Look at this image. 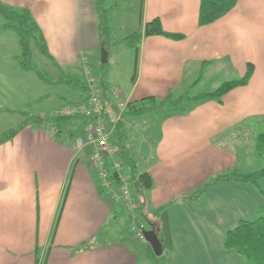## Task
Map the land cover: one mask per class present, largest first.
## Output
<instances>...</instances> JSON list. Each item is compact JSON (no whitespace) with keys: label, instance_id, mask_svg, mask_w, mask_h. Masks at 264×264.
I'll list each match as a JSON object with an SVG mask.
<instances>
[{"label":"crops","instance_id":"obj_1","mask_svg":"<svg viewBox=\"0 0 264 264\" xmlns=\"http://www.w3.org/2000/svg\"><path fill=\"white\" fill-rule=\"evenodd\" d=\"M0 2L31 12L45 37L47 59L66 76L86 80L84 55L90 59L105 48L108 62L132 64V84L120 95L137 106L149 97L177 99L190 88L197 96L213 93L243 78L252 64L248 83L220 100L195 99L184 111L155 108L163 114L156 123L142 128L144 113L129 120L128 130L134 156L136 142L148 145L137 167L152 177L151 208H163L159 237L166 245V264H248L225 239L241 220L264 215V196L248 182L216 178L249 172L245 164L256 153L252 129L264 124V0H238L230 12L205 25L199 23L201 0H139L136 8L133 0ZM100 9L109 15L111 29L112 21L120 26V35L102 39ZM155 19L165 31L184 37L144 35L145 25ZM140 32L136 49L127 38ZM20 52L16 34L1 22L0 124L5 126H19L31 116L44 120L63 97L51 98L49 82L22 68ZM68 87L63 92L72 91L76 102L84 100L80 90ZM97 92L114 118V96L99 87ZM23 98L37 104L34 114L21 112ZM66 105H57L54 114ZM73 124L31 123L0 143V264L147 263L130 245L135 239L129 214L111 200L89 162L92 147L73 149ZM102 233L106 241L93 243ZM85 244L90 247L82 248Z\"/></svg>","mask_w":264,"mask_h":264},{"label":"trees","instance_id":"obj_2","mask_svg":"<svg viewBox=\"0 0 264 264\" xmlns=\"http://www.w3.org/2000/svg\"><path fill=\"white\" fill-rule=\"evenodd\" d=\"M101 1L102 0H98V4H100ZM237 2L238 0H201L199 10L200 25L210 24L223 17L235 7ZM105 12V10H100V34L102 39L104 40L108 37L109 34V26L107 23ZM0 13L3 15L7 22L5 24V28L14 31L19 39L21 46V52L18 56L19 64L23 69L35 70L43 77L42 72L33 63V47L37 48L44 57L50 58L51 56L43 32L35 21L31 12L26 8L22 10H12L0 3ZM143 34L146 36L154 34L164 35L166 37L174 39H181L184 37V35L182 34L170 33L165 31L162 28L159 19L148 22L145 25ZM140 37L141 32L134 33L129 38H127V41L137 49V41ZM252 73L253 66L252 64H249L246 75L243 78L226 82L215 92L203 96L199 95L196 97V99L215 98L220 100L224 94H226L233 88L247 84L252 76ZM68 77V84H71V86L76 90L79 89L83 93V98L85 99L90 93V89L88 87V84L86 83V80H81L77 76ZM186 94L177 99L168 96L166 99L159 101H156V99H154L153 97H149L143 101L144 105L140 106L133 105V103H128L127 110L122 113L121 118L118 121L113 123V141L118 147V157L123 163L125 172L127 171L126 168L131 170L132 175H129L132 178L131 189L134 187L135 191L137 192L136 194L132 189V192L139 204L140 216L144 217L145 220H147L158 230V236L164 224L163 208H151L149 204V190L153 185L152 177L148 172H141L138 171V169H135V157L130 150L131 144L133 145V143L130 142V134L128 133L130 123L129 120L132 117L136 118L137 116L143 115L144 113L155 108L167 107L172 111H184V108L177 107V105L183 101L191 99V97H189L188 95L184 97ZM146 104L151 105L146 106ZM117 113L118 110L116 109V114ZM47 119L48 118L43 120V118L36 116H31L28 119H25L18 127L13 128L3 134V136L0 138V143L13 139V137L20 131L22 127L31 123L42 124L45 121L48 124H62L63 122H68L69 120H71L70 118L61 115L49 119L50 121H48ZM81 119L84 120L83 118ZM60 132L61 130L58 131V135L60 134ZM255 150L259 156H264V131L260 132L255 137ZM113 178L115 179L116 183H118L116 175H113ZM231 179L248 182L254 185L264 196V168L248 173L234 172L231 174H224L216 178V180ZM105 241L106 238L102 233L96 238L93 243L101 244ZM161 243L163 246V253L161 256H157L154 253L151 245L146 242L145 251L153 259V264H166V258H163V254H166V245L162 242V240ZM225 245L228 248L235 249L247 260L248 264H264V215L260 213V215L254 220H241L235 228L227 232ZM88 247H90V244H85L84 246H82V248Z\"/></svg>","mask_w":264,"mask_h":264},{"label":"built area","instance_id":"obj_3","mask_svg":"<svg viewBox=\"0 0 264 264\" xmlns=\"http://www.w3.org/2000/svg\"><path fill=\"white\" fill-rule=\"evenodd\" d=\"M83 61L90 93L82 102L65 106L60 115L70 118L74 123L76 135L72 143L73 149L79 153L87 146L92 147L89 162L97 171L101 185L108 191L113 202H118L124 207L130 216V231L133 238L144 244L147 242L145 236V230H148L147 223L140 216L139 204L131 189L132 178L125 172L118 157V147L113 141V123L121 118L122 113L127 110L128 103L121 97L119 91L113 89L118 113L114 118H110L106 104L97 92L98 79L93 76L88 66V58H84ZM113 175H116L118 183Z\"/></svg>","mask_w":264,"mask_h":264},{"label":"rangeland","instance_id":"obj_4","mask_svg":"<svg viewBox=\"0 0 264 264\" xmlns=\"http://www.w3.org/2000/svg\"><path fill=\"white\" fill-rule=\"evenodd\" d=\"M138 3H139V0H133L132 7L136 8ZM129 12H130V10H129ZM105 15H106V18H108L109 15H107V14H105ZM3 21L5 22V24L7 23L5 18L3 17V15L0 13V23ZM12 32L15 34L14 31H12ZM112 33H114V35H120L121 34L120 26L116 25L115 21H112V29L109 25V34H108V37L106 39H110ZM33 51H34L33 52V63L42 72L43 77L38 73L40 78L45 79L49 82L48 84L50 86L49 87L50 89L48 91L51 93L50 94L51 98H55L54 97L55 93L57 95L62 94V96H63L60 98L61 100L58 99V101L54 102L53 106L50 107V110H48L49 112L47 113V115H48L47 120L50 121L49 119L56 116L54 114L55 113L54 111L57 108V105H59V104L60 105L61 104H73L74 102H76V100L74 99V95L72 94V91L63 92L64 88H69L68 86L72 87L71 84H68V82H67L69 77L66 76L65 73L60 72L56 67H54V65L46 57H44L43 54H41V52H39V50L37 48L33 47ZM83 58L86 59L87 56L84 55ZM88 60H89L88 66L93 71V76L98 79L97 88L99 87V89L106 90L107 94L110 97L113 98V89H116L117 91H119V93H121L123 91H126L127 88H129L131 86L133 73H134L132 64H131V66L130 65L128 66V63H125L121 60H120V62H116V64L112 63L111 61L107 62L106 64H103L102 63V50L97 51L95 54H91V57ZM59 73L61 74V76L59 75ZM105 75H107V78H105ZM79 76L83 77L84 72L83 71H82V73L79 72ZM102 77H104V80H105L104 85L102 83V79H103ZM206 86L207 85H205L203 87V89ZM105 87H107V88H105ZM207 89L208 88H205V90H207ZM68 90H71V89L69 88ZM205 90H203V91H205ZM73 91L75 92V90H73ZM77 91H79V89H77ZM197 92H198L197 89H191L190 88L184 97H186L188 95L189 97H191V99L179 103L177 105V107L189 108V104H191L196 99ZM23 100H24V102H22L21 105L24 108H22L23 110L21 112H27L29 114H34L35 113L34 107L37 104H34V102L30 99L23 98ZM148 105H151V104H148ZM148 105L146 104V106H148ZM58 114L60 115V112ZM144 115L146 116V119L142 122V128L145 127L146 122L151 123L152 121H154V123H156L160 118H162L163 114H161L160 109H153V110L146 112ZM17 116H19V115H17ZM11 121H12V119H6L5 120V122H7V123H10ZM0 122H1V120H0ZM16 127H18V124H12L11 126H5V125L0 124V138L8 130L16 128ZM252 130H253L252 133H254V135H258L260 132L264 131V124H262V125L256 124V125H254ZM248 140H249V137H248ZM141 143H142V141L136 142V144H135V148H136L135 151H137L136 155L134 156L135 161H136V168L135 169H138L137 166H139V163L141 162L140 158L142 156L146 155L145 153L148 149V145L141 146ZM140 146L142 147V154H143L141 156L139 155L140 152L138 149ZM245 167H246L247 171H249V172L258 171V170L264 168V156H259L257 153L249 155L248 162H247V164H245ZM126 170L128 171V175H132L131 170H129L128 168H126ZM138 171H140V170H138ZM132 189H133V192H135L137 194V192L135 191V188L133 187ZM122 228H123L125 235L129 234L126 230L127 225L124 224V226ZM147 228L151 229V225L149 223L147 224ZM110 237H112V236H110ZM114 237L117 238L118 236H114ZM130 245L140 253L141 257L144 260H146V262H147L146 264H149L148 262H150V264H153V259L145 251L146 243L142 244V243H139V241L132 240V241H130ZM163 258L164 259L166 258V254H163Z\"/></svg>","mask_w":264,"mask_h":264},{"label":"water","instance_id":"obj_5","mask_svg":"<svg viewBox=\"0 0 264 264\" xmlns=\"http://www.w3.org/2000/svg\"><path fill=\"white\" fill-rule=\"evenodd\" d=\"M108 55H109L108 51L103 49L102 50V63L103 64H106L108 62ZM145 236H146L147 242L151 245L154 253L157 256H161L163 253V246L158 236V230L153 225H151V229L145 230Z\"/></svg>","mask_w":264,"mask_h":264}]
</instances>
